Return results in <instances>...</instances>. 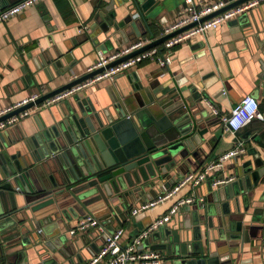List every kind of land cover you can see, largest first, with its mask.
<instances>
[{"label":"water","instance_id":"obj_1","mask_svg":"<svg viewBox=\"0 0 264 264\" xmlns=\"http://www.w3.org/2000/svg\"><path fill=\"white\" fill-rule=\"evenodd\" d=\"M243 1L246 0L231 1L201 21ZM157 4L155 0H109L105 6L96 8L93 15L96 25L91 34L81 33L82 40H88L94 46L103 45V48L112 42L123 44L130 40L126 29L137 30L133 15L138 13L145 21ZM117 6H125L128 10L123 20H117ZM195 24L161 36L105 67L49 90L35 102L0 116V121L159 45ZM100 35L105 39L101 44ZM57 59L53 60L52 66L63 70L54 72L52 77L46 74L48 82L63 75L67 68L71 69L66 65L62 67ZM49 64L50 61H46L37 69L42 68L47 73ZM129 83L130 90L126 85H118L116 92L107 90L108 104L95 103L80 93L74 95L73 100L63 101L61 118L51 127H43L30 136L24 143V151L9 154L8 145H0V257L8 247L16 246H20L17 249L20 260L27 256L26 250L30 246L41 247L37 248L38 253L46 248L66 257L70 244L65 245L67 238L61 233L60 220H69L67 214H70L79 222L87 215H94L90 214L92 210L98 211L99 216H94L102 221L107 232H112L116 226L123 227L128 221L135 228L133 237L152 221L135 224L146 213L140 211L131 215L133 205L140 207L159 194L161 187L169 189L188 172L199 169L202 163L197 162L195 169L184 170L198 158L203 134L209 128L206 124L212 119L201 103V94L196 92L193 99L198 101V111L202 110L204 116L193 120L191 115L195 113L186 110L183 91L157 88L152 83L144 86L139 79ZM203 122L206 126H202ZM263 131L264 125L252 138L259 151L257 148L246 149L240 155L246 153L250 158L243 162H239L240 155L233 158V182L216 188L212 186L215 176L206 180L213 200L198 204L192 212L190 225L183 219L174 229V221L170 220L144 239L150 250L162 252L161 264H219L220 259L210 252V241L220 238L224 245L235 248L236 254L243 251L244 243H254L252 238L255 237L250 235L249 227L244 226L243 217L257 189L264 187ZM246 142L247 139L244 144ZM17 194L24 197L21 205H17ZM65 197L68 200L59 203ZM240 199L244 203L243 211ZM91 205L95 207L91 208ZM94 232L100 235L98 231ZM101 237L104 239L105 235ZM92 245L89 246L93 248ZM89 246L87 249L91 252ZM95 252L92 251V255Z\"/></svg>","mask_w":264,"mask_h":264},{"label":"crops","instance_id":"obj_2","mask_svg":"<svg viewBox=\"0 0 264 264\" xmlns=\"http://www.w3.org/2000/svg\"><path fill=\"white\" fill-rule=\"evenodd\" d=\"M16 1L0 0V6L4 8ZM108 1L38 0L20 14L0 22V109L36 92L39 88L47 92L87 73V68L97 59L98 50L108 53L141 37L159 38L162 27L176 21L181 10L188 5L185 0H155L158 4L145 17V21L139 15L133 18L136 32L132 27L126 29L130 40L119 45L112 42L103 48V45L94 46L88 40H82L81 33L86 35L92 33V27L96 25L94 12L96 8L105 6ZM125 1L129 2V0ZM210 1L192 0V3L199 6ZM115 10L118 21L123 20L128 14L125 6H117ZM103 40L104 37L100 35L99 44ZM55 59L59 60L62 67L66 65L71 69L67 68L63 75L48 82L46 74L52 77L54 72L63 70L52 66ZM46 61H50L46 66L47 73L43 72L42 68L37 69V66L40 68ZM135 79L141 80L144 86L152 83L156 84L157 88L170 87L176 91H183L182 98L186 110L195 113L191 115L193 120L194 117L199 119L204 116L202 110L198 111V101L193 99V94L196 92L201 94V103L208 114L212 115V119L207 124L202 123V126L208 125L209 128L203 134V141L199 145L201 151L198 158L195 161L193 159L191 165L185 167V171L195 169L197 162L202 163L201 167L217 158L239 140L244 142L247 139L245 148H257L259 151L260 148L252 138L256 132L261 131L264 121L256 118L237 132H232L226 128L223 118L246 95L258 100L260 111L264 109V1L236 18L180 42L173 48L172 61L166 68H161L153 60H144L117 74L113 79L93 82L76 94L89 97L95 103L108 104L107 90L116 92L118 85H126L130 90L129 81L133 83ZM74 95L50 106H40L17 123L7 127L1 132L2 134L0 133V145L2 143L8 145L9 154L18 150L24 151V143H27L28 138L41 128L54 125L63 115V101L73 100ZM261 134L264 138V131ZM239 157V162L250 158L246 153ZM233 161L229 159L215 172V177L233 178L223 185L230 184L235 179ZM223 185H217L216 188ZM263 189V185L257 189L256 196L249 205L247 204L243 217L244 226H248L250 235L255 237L252 238L254 243H244L243 251L236 254L235 248L223 244L224 240L219 238L210 241V252L216 259H220L219 264H264ZM166 190L168 189L161 187L160 193ZM189 192L188 185L180 188L173 196L145 210L146 216L141 217L135 224H143L147 220L162 217L180 197ZM195 193L196 196L203 197V202L196 201L185 205L181 211L179 210L180 212L171 216L168 221H174L172 222L174 229L178 228L183 219L187 225H190L193 220L192 212L198 204L204 205L213 200L212 191L209 190L206 180L195 188ZM157 195L144 203L153 200ZM66 200L67 197L59 200V203ZM16 202L17 205H21L24 197L17 194ZM91 206V208L95 207ZM243 206L244 203L240 199L241 211ZM133 208L135 205L131 210ZM90 214L99 216L97 210H92ZM67 217L70 219L60 220V229L67 238L65 245L70 244L67 251L69 255L66 254L64 257L57 251L51 253L46 248L38 253L39 246L37 248L30 246L26 250L27 256H22L20 260L17 255L20 246H16L8 247L6 253L1 255L0 263L84 264L93 256L92 251H98L104 239L101 237L102 234L96 235L92 228L71 235L69 230L74 227L78 219L76 216L71 217L70 214H67ZM123 228L122 241L126 242L132 238L135 228L132 224L129 225L128 221L124 223ZM1 244L5 246L4 243ZM90 244H93V248L89 246ZM88 246L91 252L87 249ZM142 250L150 251L144 241L140 248V251Z\"/></svg>","mask_w":264,"mask_h":264},{"label":"built area","instance_id":"obj_3","mask_svg":"<svg viewBox=\"0 0 264 264\" xmlns=\"http://www.w3.org/2000/svg\"><path fill=\"white\" fill-rule=\"evenodd\" d=\"M38 0H18L13 4H10L0 9V22L7 20L8 18L20 14L27 7L33 5ZM187 2V8L181 10L179 17L173 23L163 26L160 32V37L168 35L182 27H185L191 23L195 25L177 33L168 39L164 40L159 45L145 49L115 65L105 68L102 72L95 74L91 78H88L76 85L71 86L59 93L48 97L39 104H35L30 108H26L18 113L11 115L10 117L0 121V133L7 127L17 123L21 118L29 115L34 109L38 107L50 106L55 102L62 101L82 90L89 87L93 82L101 79H113L117 74L126 71L134 65L144 61L153 60L161 68H166L172 61L173 48L180 42L187 40L191 36L204 32L206 29L216 27L230 19L249 11L251 8L257 6L264 0H246L237 5H234L222 12L215 14L203 21L201 18L220 10L231 1L224 0H211L208 3L195 6L192 0H185ZM138 13L133 15V18L138 17ZM157 39V38H156ZM155 39L148 37H141L134 41H131L125 45H122L108 53L101 50L97 51V59L95 62L87 68V72L95 70L97 68L105 67L107 64L117 60L118 58L133 52ZM46 93L43 88H39L36 92L29 94L21 100L0 109V116L13 111L23 105L35 100ZM225 91L223 90V94ZM260 119L264 121V109L260 111L258 100L251 96H244L239 103H237L229 112V115L223 118L224 124L227 129L232 132H237L243 128L249 122L254 119ZM246 151L243 141H236L234 146L229 150L220 154L217 158L209 161L201 166L196 171L188 172L178 182L171 186L168 190L158 194L153 200L143 203L138 208L131 210V215H135L140 211H145L155 204L166 200L167 198L176 194L180 188L188 185L190 192L183 197H180L164 214L162 217L152 220L150 224L146 225L138 234L133 236L130 240L123 242L122 235L124 233L123 227H117L112 232H107L105 225L102 221L94 215H87L85 218L77 222L73 228L69 230L71 235L85 232L92 228L104 234V242L98 251L88 259L84 264H161L163 255L160 252L150 250L140 251L141 245L148 237V235L156 230L160 225L167 222L171 216L177 213L180 207L190 205L198 202H203V197L196 196L195 188L203 181L207 180L211 176H215V172L218 168H221L223 164L229 159H233L237 155H240ZM232 177H214L212 186L228 183ZM4 264V263H0Z\"/></svg>","mask_w":264,"mask_h":264}]
</instances>
